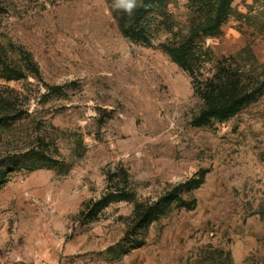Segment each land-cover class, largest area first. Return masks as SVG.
Wrapping results in <instances>:
<instances>
[{"label": "rangeland", "instance_id": "obj_1", "mask_svg": "<svg viewBox=\"0 0 264 264\" xmlns=\"http://www.w3.org/2000/svg\"><path fill=\"white\" fill-rule=\"evenodd\" d=\"M112 4L0 0V264H264V93L200 124L203 98L161 48L188 32L189 1L150 46ZM203 43L206 74L237 56L262 82L264 0H235Z\"/></svg>", "mask_w": 264, "mask_h": 264}, {"label": "trees", "instance_id": "obj_2", "mask_svg": "<svg viewBox=\"0 0 264 264\" xmlns=\"http://www.w3.org/2000/svg\"><path fill=\"white\" fill-rule=\"evenodd\" d=\"M188 1V7L196 15L189 25L188 32L184 34L170 29L172 38L162 43L161 48L189 74L195 94L204 100L200 116L196 120L204 125L211 123L212 119L225 122L238 114L243 107L259 99L264 93V80H250L247 84L250 74L236 64L237 56L217 60L216 69L211 75L204 72L208 59L205 58L203 42L208 37L215 38L221 34L223 23L233 14L235 0ZM173 2L174 0H143L145 7H138L131 15L117 10L114 4L111 8L120 31L126 38L150 46L152 25L160 19H164L165 24L172 21L170 6ZM1 61L3 66L10 70L7 62ZM58 89L59 87H55L53 91ZM3 173L4 171L0 170V177ZM181 185L175 187V195L180 193ZM112 199L119 200L120 197L113 195ZM163 206L164 204H158L150 207V210H158Z\"/></svg>", "mask_w": 264, "mask_h": 264}, {"label": "clouds", "instance_id": "obj_3", "mask_svg": "<svg viewBox=\"0 0 264 264\" xmlns=\"http://www.w3.org/2000/svg\"><path fill=\"white\" fill-rule=\"evenodd\" d=\"M115 8L131 15L138 7H145L143 0H114Z\"/></svg>", "mask_w": 264, "mask_h": 264}, {"label": "built area", "instance_id": "obj_4", "mask_svg": "<svg viewBox=\"0 0 264 264\" xmlns=\"http://www.w3.org/2000/svg\"><path fill=\"white\" fill-rule=\"evenodd\" d=\"M34 264H67V263H51V262H48V261H39V262H36Z\"/></svg>", "mask_w": 264, "mask_h": 264}]
</instances>
